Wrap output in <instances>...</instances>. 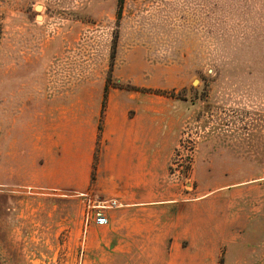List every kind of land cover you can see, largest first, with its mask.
Instances as JSON below:
<instances>
[{
	"label": "rangeland",
	"instance_id": "rangeland-1",
	"mask_svg": "<svg viewBox=\"0 0 264 264\" xmlns=\"http://www.w3.org/2000/svg\"><path fill=\"white\" fill-rule=\"evenodd\" d=\"M108 106L167 150L134 241L112 198L26 185L66 118L95 160ZM0 264H264V0H0Z\"/></svg>",
	"mask_w": 264,
	"mask_h": 264
},
{
	"label": "crops",
	"instance_id": "crops-1",
	"mask_svg": "<svg viewBox=\"0 0 264 264\" xmlns=\"http://www.w3.org/2000/svg\"><path fill=\"white\" fill-rule=\"evenodd\" d=\"M73 121V117L66 118V122L61 123L66 126L65 131L61 129L44 135L50 145L41 147L43 161L34 173L26 174L30 179L26 185L62 187L78 192L90 188L103 197L116 200L120 203V208L114 211L117 218L113 222L106 217L107 223H114L112 228L118 233V243L124 242L127 236L134 241L139 234L136 228L139 219L151 224V216L165 211L171 200L162 195L167 188L159 183L167 171V150L164 145L156 144V130L148 121H134V117L128 118L125 110L117 111L114 106H108L99 130L100 145L95 160L96 137L87 146L86 155L80 157L74 149ZM91 169L95 174L92 180ZM99 227L95 222L87 224L88 244L99 243L95 238ZM118 251L128 255L132 249L125 247Z\"/></svg>",
	"mask_w": 264,
	"mask_h": 264
},
{
	"label": "built area",
	"instance_id": "built-area-1",
	"mask_svg": "<svg viewBox=\"0 0 264 264\" xmlns=\"http://www.w3.org/2000/svg\"><path fill=\"white\" fill-rule=\"evenodd\" d=\"M118 204H117V202H116V200H111V202H110V204H109V206L110 207H115V206H117ZM97 224H99V225H103V224H106L107 223V218L104 216V215H102V214H100V215H97L96 217H95V220H94Z\"/></svg>",
	"mask_w": 264,
	"mask_h": 264
},
{
	"label": "water",
	"instance_id": "water-1",
	"mask_svg": "<svg viewBox=\"0 0 264 264\" xmlns=\"http://www.w3.org/2000/svg\"><path fill=\"white\" fill-rule=\"evenodd\" d=\"M41 7H42V6H41L40 4H36V5H35V9H36V10H40ZM37 19H40V15H37Z\"/></svg>",
	"mask_w": 264,
	"mask_h": 264
}]
</instances>
